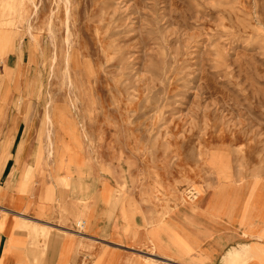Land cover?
<instances>
[{
	"label": "rangeland",
	"instance_id": "374dc122",
	"mask_svg": "<svg viewBox=\"0 0 264 264\" xmlns=\"http://www.w3.org/2000/svg\"><path fill=\"white\" fill-rule=\"evenodd\" d=\"M48 110L74 124L53 156ZM0 111L56 184L53 222L115 246L122 222L137 252V222L251 195L264 249V0H0Z\"/></svg>",
	"mask_w": 264,
	"mask_h": 264
},
{
	"label": "crops",
	"instance_id": "0c3cea01",
	"mask_svg": "<svg viewBox=\"0 0 264 264\" xmlns=\"http://www.w3.org/2000/svg\"><path fill=\"white\" fill-rule=\"evenodd\" d=\"M9 128L0 113V264H264V249L253 242L262 226L258 214L252 210L246 216L251 195L242 208L215 213L213 220L203 211L201 216L171 215L148 226L137 222V252L128 249L134 244L125 241L122 222L111 233L121 247L102 241L100 223L83 233L75 217L70 225L53 222L56 184L29 152L21 153L23 143L17 146L12 135L17 126ZM31 167L37 170L29 179ZM72 173L58 177L68 180Z\"/></svg>",
	"mask_w": 264,
	"mask_h": 264
},
{
	"label": "bare ground",
	"instance_id": "6f19581e",
	"mask_svg": "<svg viewBox=\"0 0 264 264\" xmlns=\"http://www.w3.org/2000/svg\"><path fill=\"white\" fill-rule=\"evenodd\" d=\"M66 1V0H65ZM67 3H69V2H67ZM71 4V3H70ZM66 5V4H65ZM66 7V6H65ZM69 10V9H68ZM67 10V11H68ZM70 10H71V8H70ZM69 13H67V15H68ZM68 18V17H67ZM68 21H69V19H68ZM67 21V22H68ZM65 24H66V21H65ZM69 28V27H68ZM30 32H31V29H30ZM67 32H68V29H67ZM31 36V35H30ZM72 41V40H71ZM66 42V41H65ZM69 42V41H68ZM73 42V41H72ZM69 44V43H68ZM67 47H68V45H67ZM73 47V46H72ZM71 47V48H72ZM57 48V47H56ZM55 48V49H56ZM64 48H65V46H64ZM58 49V48H57ZM70 49V48H69ZM68 50V49H67ZM74 50V49H73ZM67 55H68V53H67ZM53 58V57H52ZM56 58V57H55ZM65 59H66V57H65ZM53 61H54V59H52ZM56 61H57V59H55ZM66 61H67V59H66ZM54 65V64H53ZM54 67V66H53ZM67 67V66H66ZM56 68V67H55ZM62 68V67H61ZM60 68V69H61ZM64 68V67H63ZM68 70V69H67ZM52 71V70H51ZM53 72V71H52ZM62 72V71H61ZM67 71L65 70V73H66ZM64 73V72H63ZM62 74V73H61ZM68 75V74H67ZM59 77H61V75L59 76ZM65 77V76H64ZM69 77V76H68ZM65 79V78H64ZM66 79H68V78H66ZM65 79V80H66ZM63 80V79H62ZM64 80V81H65ZM69 80V79H68ZM67 82V81H66ZM70 82V81H69ZM67 84V83H66ZM71 84V83H70ZM69 84V85H70ZM64 85V84H63ZM65 86V85H64ZM73 87V86H72ZM69 88V87H68ZM71 91V90H70ZM74 91V90H73ZM66 93V92H65ZM73 93V92H72ZM75 93V92H74ZM51 94V93H50ZM71 94V93H70ZM50 96V95H49ZM76 96V95H75ZM69 99H70V97H69ZM51 101V100H50ZM77 101V103H78V100H76ZM56 103V102H55ZM66 103V102H65ZM49 104H50V102H49ZM75 105H73V107H74ZM51 108H53V107H51ZM77 108V107H76ZM65 112V111H64ZM47 120H48V122L50 123V124H52V126H56V132H55V137L54 138H52V137H50V141H49V143L51 144V150H50V155L51 156H53L54 155V149H55V144H56V139H58L59 138V140L57 141V143L59 144V142H61L60 141V137H61V135H62V131H63V129H65L66 127H68V128H71L74 124L73 123H70V127L69 126H67L68 124L66 123V120H64L62 117H59L58 116V114H56V113H54V114H51L50 112H49V110L47 111ZM49 125V124H48ZM50 126V125H49ZM48 126V127H49ZM55 126H54V128H55ZM47 127V126H46ZM59 127H60V129H59ZM62 130V131H61ZM50 132V131H49ZM52 132V131H51ZM70 132H71V135H70V140H69V145L67 146L68 148H69V150H70V152H71V154L73 153V148H75L74 146H76L78 143L77 142H80V139H77V136L76 135H73V131L72 130H70ZM51 134V133H50ZM49 139V138H48ZM61 139L63 140V137H61ZM24 142V141H23ZM48 143V142H47ZM49 144V145H50ZM75 152V155H74V153H73V155L74 156H77L80 160H82V154H77L76 152H77V149L74 151ZM58 154H59V157H58V159L60 158V156H61V154L59 153V152H56V155L58 156ZM70 154V153H69ZM49 155V156H50ZM264 205V204H263ZM263 219H264V217H262Z\"/></svg>",
	"mask_w": 264,
	"mask_h": 264
}]
</instances>
